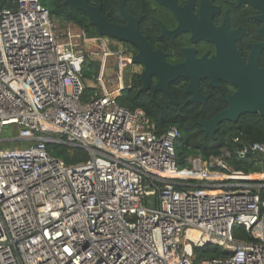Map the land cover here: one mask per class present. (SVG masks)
Wrapping results in <instances>:
<instances>
[{"label": "built area", "instance_id": "1", "mask_svg": "<svg viewBox=\"0 0 264 264\" xmlns=\"http://www.w3.org/2000/svg\"><path fill=\"white\" fill-rule=\"evenodd\" d=\"M64 37L38 0L0 10V143H30L0 149V264H264V200L250 193L264 188V170H233L225 148L177 170L178 130L156 135L142 110L118 105L121 67L102 66L83 99L85 57L98 52L82 45L102 38ZM11 126L17 136L2 139ZM48 144L88 160L66 165ZM254 153L264 157V143L235 155ZM236 226L248 241H235ZM207 244L228 255L194 263Z\"/></svg>", "mask_w": 264, "mask_h": 264}, {"label": "flooded vegetation", "instance_id": "2", "mask_svg": "<svg viewBox=\"0 0 264 264\" xmlns=\"http://www.w3.org/2000/svg\"><path fill=\"white\" fill-rule=\"evenodd\" d=\"M89 3L100 5L101 15L109 23L127 31L136 29L150 52L161 54L168 65L198 63L200 72L207 76L197 85L203 101L190 102L192 95L186 93L189 81L178 78L169 84L175 96L173 103L162 91L152 96L157 82L154 75H149L146 90L140 91L143 87L140 76L145 67L132 62L140 49L127 41L106 38L118 44L122 74L129 80L127 88H132L131 79H137V94L149 96L153 103L156 96L164 95L173 110L191 107L198 111L196 125L226 109L225 98L236 90L221 79L223 59L238 53L247 62L250 54H256L258 67L264 68V0H123L122 9L121 0H89ZM140 58L148 57L143 52ZM226 122L229 121L220 124Z\"/></svg>", "mask_w": 264, "mask_h": 264}, {"label": "trees", "instance_id": "3", "mask_svg": "<svg viewBox=\"0 0 264 264\" xmlns=\"http://www.w3.org/2000/svg\"><path fill=\"white\" fill-rule=\"evenodd\" d=\"M39 3L49 12L51 20H58L61 26L68 24L77 28L85 39H99L95 27H93L82 11L69 8L61 4L60 0H38ZM10 5H5L9 7ZM116 51L115 48H113ZM100 70L98 61L85 57L82 67V78L89 81L96 77ZM124 88L116 98L118 105L131 111L142 110L153 124L156 135L163 134L169 127H175L179 137L174 144L177 170L189 169L188 159L200 157L203 161L210 157L217 156L219 150L225 148L229 151L230 157L227 163L235 171L243 174H260L264 170V157L260 154H248L243 159H238L235 152L246 144L264 143V120L257 115L245 114L240 116L236 122H226L218 126L213 136L205 134L201 127L196 125L198 114L191 107L183 111L173 110L171 103L166 96L155 97L153 103L149 96L137 94V79H131V87L127 88L128 79L124 78ZM127 80V84H126ZM94 89L85 87L83 99H88ZM213 112L209 115L211 117ZM30 143L25 141L0 143V149H8L13 145L26 147ZM47 150L53 157H56L66 165H73L88 160L87 153L79 148H67L55 144H48ZM264 183V182H263ZM176 189L186 190L185 187L177 186ZM251 194H257L264 200V188L253 189ZM235 241H248L249 238L240 226L233 230ZM194 263L204 259L225 258L228 253L219 246L207 244L202 248L194 249Z\"/></svg>", "mask_w": 264, "mask_h": 264}, {"label": "water", "instance_id": "4", "mask_svg": "<svg viewBox=\"0 0 264 264\" xmlns=\"http://www.w3.org/2000/svg\"><path fill=\"white\" fill-rule=\"evenodd\" d=\"M61 4L69 8L82 11L86 14L89 23L95 27L97 34L102 38H110L117 42L127 41L134 47L140 49V54L132 59L135 64L145 67L140 79L143 87L140 91H145L149 75L156 77V84L152 88V96L157 91L166 94L173 103L175 96L169 90V84L178 78L189 81L186 93L191 94L190 102H202L198 94L197 85L200 79L207 76L199 70L198 63H188L179 66H170L158 52H150L143 38L138 35L137 30H125L117 25L109 23L101 15V6H92L89 0H60ZM11 0H0V10L5 5H10ZM121 0V9L123 8ZM147 55V59L140 58L142 53ZM153 65L155 68H151ZM221 79L235 87V92L225 98L227 108L215 114L209 121L200 120L198 125L205 134L213 136L217 131L218 125L222 121L236 122L240 116L253 114L264 120V68L260 69L257 63V55L250 54L247 62H244L238 53H233L222 60ZM148 207L155 208V197L149 196Z\"/></svg>", "mask_w": 264, "mask_h": 264}, {"label": "rangeland", "instance_id": "5", "mask_svg": "<svg viewBox=\"0 0 264 264\" xmlns=\"http://www.w3.org/2000/svg\"><path fill=\"white\" fill-rule=\"evenodd\" d=\"M53 32L55 36L59 38V40L64 41L65 40L64 35H66L67 33L79 34L80 31L70 24L66 26H61L58 20H53ZM82 46H83L84 51L87 53L92 52L93 50H96L98 52L97 55L92 56V60L98 61L100 63V68L104 66V73L106 75L116 73L117 69L120 68V65L122 64V60L120 58V55L118 54L119 47L117 43L109 39L103 38L96 43H88L87 41L83 42ZM113 48H115L116 51H114ZM122 76H123L122 79H123V86H124V80H125L124 78L126 77V75L123 73ZM86 84L89 85L90 83H86ZM126 84H127V80H126ZM89 86L92 87L91 85ZM105 87L106 89L104 90V92L105 91L114 92V89H115L114 86L110 87L105 82ZM101 92H102V89H101ZM18 129L19 128L17 126H11V127L4 128L1 134V138L7 139V138H13L17 136ZM14 147L15 145H13L10 148H14Z\"/></svg>", "mask_w": 264, "mask_h": 264}, {"label": "crops", "instance_id": "6", "mask_svg": "<svg viewBox=\"0 0 264 264\" xmlns=\"http://www.w3.org/2000/svg\"><path fill=\"white\" fill-rule=\"evenodd\" d=\"M86 83H90V82H88V81L85 82L86 87H90L89 85H91V83L89 85H87Z\"/></svg>", "mask_w": 264, "mask_h": 264}]
</instances>
